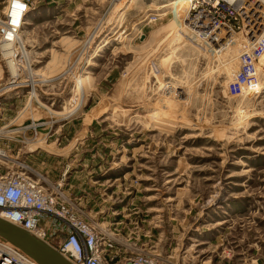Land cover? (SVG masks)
I'll use <instances>...</instances> for the list:
<instances>
[{
  "label": "rangeland",
  "instance_id": "obj_1",
  "mask_svg": "<svg viewBox=\"0 0 264 264\" xmlns=\"http://www.w3.org/2000/svg\"><path fill=\"white\" fill-rule=\"evenodd\" d=\"M28 1L39 15L12 48L17 78L0 55V149L10 161L111 218L121 242L200 264L223 235L234 255L220 264L250 254L264 264V116L247 117L264 115V93L246 92L264 84V0L220 1L231 28L202 6L142 35L135 23L151 0ZM106 36L114 39L101 47ZM23 48L35 54L23 59ZM173 50L178 59L166 61ZM172 80L176 90L161 87Z\"/></svg>",
  "mask_w": 264,
  "mask_h": 264
},
{
  "label": "built area",
  "instance_id": "obj_2",
  "mask_svg": "<svg viewBox=\"0 0 264 264\" xmlns=\"http://www.w3.org/2000/svg\"><path fill=\"white\" fill-rule=\"evenodd\" d=\"M220 1L230 7L225 0H211L203 5L202 13L212 18L215 25L221 23L231 28L218 15L221 11ZM5 2L0 19V47L4 42L6 29L14 24L11 13L14 11L22 14L29 6L28 0ZM17 25L18 22H15V26ZM18 44L12 43L15 53ZM260 44L264 45V42ZM260 48L255 49L253 55H259ZM0 55L2 58L6 57L1 52ZM246 73H252V70L248 72L247 68ZM10 160L13 159L0 149V217L35 235L56 249L71 264H185L176 260L178 256L174 259L167 247L163 254L150 249L147 241L142 247L121 242L120 232L116 225L113 226L114 222L110 223L111 218L107 221L102 216L92 217L68 197L58 183H52L43 176L34 177L25 169L28 167L23 162L16 160L13 163ZM107 169L102 170L101 175L111 171V168ZM143 236L149 237V233L145 232ZM222 236L217 237L220 240L219 246L215 247L209 258L201 259L200 264H220L222 257L234 255L232 247ZM245 263L258 264V259L250 254L238 257L234 262L232 259L227 261V264ZM0 264L37 263L0 237Z\"/></svg>",
  "mask_w": 264,
  "mask_h": 264
},
{
  "label": "bare ground",
  "instance_id": "obj_3",
  "mask_svg": "<svg viewBox=\"0 0 264 264\" xmlns=\"http://www.w3.org/2000/svg\"><path fill=\"white\" fill-rule=\"evenodd\" d=\"M151 1L152 2H151V4H149V6L146 5L148 7V9L151 10V12L148 13V15H144L140 19L138 18L139 20L136 23L133 22V23H135V26H136V28H134V30L136 31L137 35H142V31L146 26L154 24L158 20L166 19L168 14H173V17L175 19L190 16V15L197 13L205 3L209 2V0H164L162 2H158V0H151ZM10 3H11V1H10ZM135 3H144V0H122V2H121V4L123 5V8H125L126 5H132ZM150 5H153V6H150ZM151 7H152V9H151ZM27 10L22 14H19L18 12H14V11L11 13L14 24L9 29H6V36L4 37V42L1 44V47H0V50H1V53L3 54V56L7 57L6 63L8 66V70H9V73L11 74V77L14 79L18 77V73H17V65L18 64H16L17 59H15V57H16L15 53H13L12 49H11V48H13L12 43H14V42H15V44L19 43V40L22 38V36L24 34L23 26L26 24H31L32 19L36 18V16L39 15V13L29 14V12H27ZM15 22H18L17 26H15ZM1 24H4V23H1ZM121 33L122 32L118 31L117 35L120 36ZM111 39H114V38L106 36L105 39H103V43H101L100 46L102 47V46L108 44L111 41ZM97 49L99 50V47L96 48V50ZM96 52H94L93 55H95ZM19 54L21 55V57L23 59H26L27 57H30L32 54H35V52L32 49L27 50V49L23 48V49H21ZM178 57H179V53L173 50V51H170L167 53V60L166 61L176 60V59H178ZM90 62H91L90 60L87 61V66L93 65V63L92 62L90 63ZM263 62H264V53L262 54L258 64L261 65V63H263ZM32 75H34V73H32ZM32 86H33V84L31 85V87ZM77 86L78 87H76V88L74 87V89H73V97H75V95H78L83 91L84 86L81 82ZM161 87L164 89H168V90H176L178 87V83L176 80H172L170 82L166 81V82H163ZM11 91H13V92L15 91L14 93L11 92L14 96L18 95L17 90H11ZM246 92L249 95H252L255 93H261V92L264 93V84H252V85L247 87ZM35 94H36L35 90L31 88V91H29L30 99L33 98L35 96ZM14 96H7L5 99L9 100V99H12ZM77 109L78 108H76V110ZM117 109L114 110V113L117 114L116 115L117 117L119 115L124 116V115H128L130 113L129 112L130 108L121 109V110H117ZM64 110L70 111V107L69 108L66 107V109H64ZM263 116H264L263 112L260 110H253V111L247 112L248 118H256V117L262 118ZM14 225H16V224H14ZM28 233H30V232H28ZM33 236H35V235H33Z\"/></svg>",
  "mask_w": 264,
  "mask_h": 264
},
{
  "label": "water",
  "instance_id": "obj_4",
  "mask_svg": "<svg viewBox=\"0 0 264 264\" xmlns=\"http://www.w3.org/2000/svg\"><path fill=\"white\" fill-rule=\"evenodd\" d=\"M0 237L19 248L37 264H71L56 249L1 217Z\"/></svg>",
  "mask_w": 264,
  "mask_h": 264
}]
</instances>
